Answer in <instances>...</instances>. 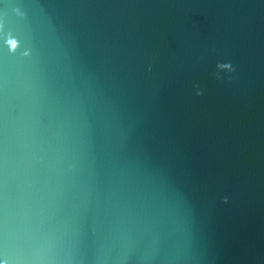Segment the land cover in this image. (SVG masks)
Masks as SVG:
<instances>
[{
  "label": "water",
  "instance_id": "water-1",
  "mask_svg": "<svg viewBox=\"0 0 264 264\" xmlns=\"http://www.w3.org/2000/svg\"><path fill=\"white\" fill-rule=\"evenodd\" d=\"M20 217L56 264H264V0H0Z\"/></svg>",
  "mask_w": 264,
  "mask_h": 264
},
{
  "label": "clouds",
  "instance_id": "clouds-1",
  "mask_svg": "<svg viewBox=\"0 0 264 264\" xmlns=\"http://www.w3.org/2000/svg\"><path fill=\"white\" fill-rule=\"evenodd\" d=\"M55 244L54 238L32 220L20 217L10 224L0 220V251L8 252L9 264H56Z\"/></svg>",
  "mask_w": 264,
  "mask_h": 264
}]
</instances>
